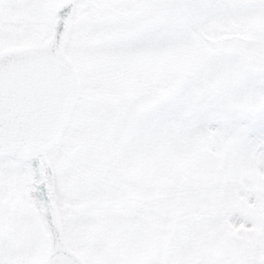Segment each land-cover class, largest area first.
<instances>
[{
	"label": "snow or ice",
	"instance_id": "6c2138e0",
	"mask_svg": "<svg viewBox=\"0 0 264 264\" xmlns=\"http://www.w3.org/2000/svg\"><path fill=\"white\" fill-rule=\"evenodd\" d=\"M0 264H264V0H0Z\"/></svg>",
	"mask_w": 264,
	"mask_h": 264
}]
</instances>
